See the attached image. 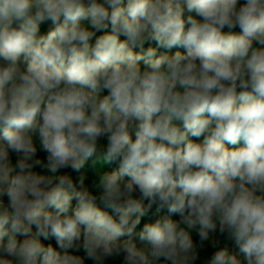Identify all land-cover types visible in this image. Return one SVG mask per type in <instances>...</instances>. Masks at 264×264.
I'll return each mask as SVG.
<instances>
[{
    "label": "clouds",
    "instance_id": "clouds-1",
    "mask_svg": "<svg viewBox=\"0 0 264 264\" xmlns=\"http://www.w3.org/2000/svg\"><path fill=\"white\" fill-rule=\"evenodd\" d=\"M208 246L264 264V0H0V264Z\"/></svg>",
    "mask_w": 264,
    "mask_h": 264
},
{
    "label": "trees",
    "instance_id": "trees-1",
    "mask_svg": "<svg viewBox=\"0 0 264 264\" xmlns=\"http://www.w3.org/2000/svg\"><path fill=\"white\" fill-rule=\"evenodd\" d=\"M48 30V25H44L42 26V32H46ZM225 31H227V29H225ZM235 31H239V29H236ZM191 139H193L195 142H200L202 140V137L201 138H194V137H190ZM227 147L229 148H232V147H237L239 145H226ZM40 155H43V153H40ZM13 161L15 160V155H13L12 157ZM100 167V162H98L96 165H92V162L89 161L88 164L85 166L84 169H82V172L86 174V183H91L92 179L94 178L96 172H97V169ZM101 170H108V166L107 165H104L103 169ZM78 175L77 173H73V178L76 179L78 178ZM175 218V217H174ZM222 240V243L224 242L223 238L221 237L220 238ZM43 240V238H42ZM45 244H48V243H52L53 246H56V242L53 239H50V240H47V241H43ZM229 243V247H230V250H233V251H238L237 249H235V247L231 244V242H228ZM215 250L212 249L210 246L208 247H205L203 250H201V257L202 259L201 260H198L197 261V264H206V260L203 259V258H206V257H210L212 255V253L214 252ZM76 254H79V255H83V251H80ZM86 264H92V261L88 260L86 261ZM106 264H120L119 261H113L111 259H109L108 261H106Z\"/></svg>",
    "mask_w": 264,
    "mask_h": 264
}]
</instances>
